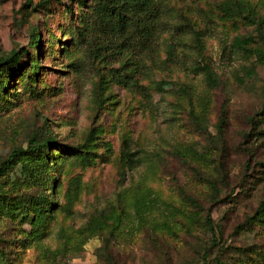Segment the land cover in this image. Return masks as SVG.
Returning a JSON list of instances; mask_svg holds the SVG:
<instances>
[{
  "label": "rangeland",
  "instance_id": "374dc122",
  "mask_svg": "<svg viewBox=\"0 0 264 264\" xmlns=\"http://www.w3.org/2000/svg\"><path fill=\"white\" fill-rule=\"evenodd\" d=\"M93 2L0 0V158L56 139L0 176V264H264V0H161L148 48Z\"/></svg>",
  "mask_w": 264,
  "mask_h": 264
},
{
  "label": "trees",
  "instance_id": "16d2710c",
  "mask_svg": "<svg viewBox=\"0 0 264 264\" xmlns=\"http://www.w3.org/2000/svg\"><path fill=\"white\" fill-rule=\"evenodd\" d=\"M160 11L161 0H94L91 10L92 25L99 29L101 33L107 34L110 40H121L124 43L129 42L130 44H138L142 48H148V44L153 38L159 22ZM253 19L257 25L260 24V18ZM86 26L88 29V24ZM252 41H254L252 36H235L232 40V45L242 48ZM38 42L39 37L35 35L33 44H38ZM262 42L264 44V39H262ZM19 60L20 54L13 52L9 58L1 60V64L18 65ZM33 69H38V65L34 64ZM201 69L205 73L207 82L216 84V77L211 68L203 65ZM0 82L2 86L3 83L2 81ZM55 143L56 139L51 136L41 139L37 136H32L26 147H13L5 156L0 158V176L9 173L18 164L21 156L38 157L41 152L52 147ZM34 200L35 204L38 205V209H41L43 200ZM188 200L193 204L196 203L190 196ZM25 203H27L25 198L18 202L22 210ZM262 219H264V205L260 204L255 214L249 218V222L261 221ZM206 222L211 232L214 233L208 216ZM222 250V248L218 249V251ZM208 261L213 264H225L218 255L213 256Z\"/></svg>",
  "mask_w": 264,
  "mask_h": 264
}]
</instances>
